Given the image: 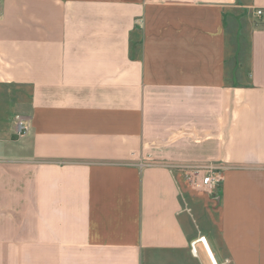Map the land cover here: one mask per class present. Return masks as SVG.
I'll use <instances>...</instances> for the list:
<instances>
[{
	"label": "crops",
	"instance_id": "0c3cea01",
	"mask_svg": "<svg viewBox=\"0 0 264 264\" xmlns=\"http://www.w3.org/2000/svg\"><path fill=\"white\" fill-rule=\"evenodd\" d=\"M259 9L0 0V264H264ZM194 166L223 169L217 201Z\"/></svg>",
	"mask_w": 264,
	"mask_h": 264
},
{
	"label": "built area",
	"instance_id": "2783aa9c",
	"mask_svg": "<svg viewBox=\"0 0 264 264\" xmlns=\"http://www.w3.org/2000/svg\"><path fill=\"white\" fill-rule=\"evenodd\" d=\"M256 16L264 20V10L259 9L256 11ZM30 129L29 119L23 115H16L15 117V135L18 138L24 137ZM223 169L214 166H194L188 168L186 171V181L190 188L196 192H203L209 195H217V199L220 197V193L223 186V175L221 173ZM202 242L208 251L207 244L204 238L198 240ZM192 254L198 255L196 244H192Z\"/></svg>",
	"mask_w": 264,
	"mask_h": 264
},
{
	"label": "rangeland",
	"instance_id": "374dc122",
	"mask_svg": "<svg viewBox=\"0 0 264 264\" xmlns=\"http://www.w3.org/2000/svg\"><path fill=\"white\" fill-rule=\"evenodd\" d=\"M245 12L241 10L239 15H237L235 18H237L238 24L240 27H244V21H245ZM231 32L229 34V43H231V46L233 47L232 50H235V48L239 47H246V42L244 38V31L242 33L238 31V33H235V21L233 18H231ZM236 58V57H235ZM185 191L189 193L190 197H192L195 200H204V198H209L217 201V195H209L203 192H196L190 188V186L186 183L185 184Z\"/></svg>",
	"mask_w": 264,
	"mask_h": 264
},
{
	"label": "water",
	"instance_id": "95a60500",
	"mask_svg": "<svg viewBox=\"0 0 264 264\" xmlns=\"http://www.w3.org/2000/svg\"><path fill=\"white\" fill-rule=\"evenodd\" d=\"M207 248H208V246H207ZM208 251H209V248H208ZM209 254L211 255L210 251H209ZM212 260H213V263L216 264L213 258H212Z\"/></svg>",
	"mask_w": 264,
	"mask_h": 264
}]
</instances>
